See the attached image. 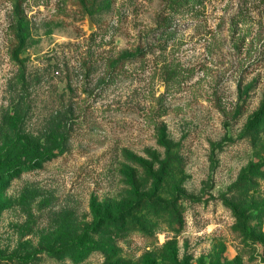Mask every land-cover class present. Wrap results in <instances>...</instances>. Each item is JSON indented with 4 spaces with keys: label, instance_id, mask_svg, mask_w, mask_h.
<instances>
[{
    "label": "rangeland",
    "instance_id": "1",
    "mask_svg": "<svg viewBox=\"0 0 264 264\" xmlns=\"http://www.w3.org/2000/svg\"><path fill=\"white\" fill-rule=\"evenodd\" d=\"M65 124L0 264H264V0H0V152Z\"/></svg>",
    "mask_w": 264,
    "mask_h": 264
},
{
    "label": "trees",
    "instance_id": "2",
    "mask_svg": "<svg viewBox=\"0 0 264 264\" xmlns=\"http://www.w3.org/2000/svg\"><path fill=\"white\" fill-rule=\"evenodd\" d=\"M67 125L59 126L63 129L62 133H57L51 130L54 134L53 139H49L45 147L41 146L32 140V137L23 139L19 137V140L11 141V145H7L4 152H0V177L6 172L14 171L21 168V163L25 164L28 161L29 165L39 162L41 160H48L52 157L55 151L64 152L67 150ZM23 160L25 162H23Z\"/></svg>",
    "mask_w": 264,
    "mask_h": 264
}]
</instances>
